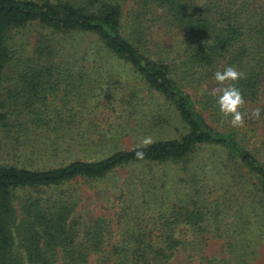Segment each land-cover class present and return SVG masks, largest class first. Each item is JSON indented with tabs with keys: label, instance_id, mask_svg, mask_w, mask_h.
Wrapping results in <instances>:
<instances>
[{
	"label": "trees",
	"instance_id": "1",
	"mask_svg": "<svg viewBox=\"0 0 264 264\" xmlns=\"http://www.w3.org/2000/svg\"><path fill=\"white\" fill-rule=\"evenodd\" d=\"M33 22L50 35L40 33L32 55L17 58L11 37ZM157 28L167 32L170 46L164 56L151 51ZM72 32L91 36L142 81L167 106L179 133L154 138L143 149V160L135 159L136 144L94 160L75 158L49 167L0 163V264H238L234 257L210 258L206 251L207 235L219 234L218 226L207 228L220 214L219 204L230 210L225 200L196 205L176 196L166 212L145 218L131 215L137 206L132 201L115 219L81 218L80 192L73 186L77 179L102 180L128 165L167 163L180 172L176 182L190 180L189 187L202 198L223 188L225 195L244 183L264 219V164L241 138L245 131L264 129V113L258 120L246 115L236 133L237 127L224 122L231 117L220 112L211 79L226 66L237 67L245 73L235 82L246 101L241 111L264 108V0H0V130L12 138L60 137L67 123L54 103L60 84L65 110L71 99L85 100L90 76L66 70V78L54 64L63 39L53 35ZM12 76L20 90L12 87V98H21L24 112L9 119L6 84ZM107 107V114L115 111ZM209 117L224 118L227 129L212 126ZM259 143L264 150V136ZM207 163L216 172L212 183L200 177ZM143 195L138 189L135 199ZM224 245L235 253L229 239Z\"/></svg>",
	"mask_w": 264,
	"mask_h": 264
},
{
	"label": "rangeland",
	"instance_id": "2",
	"mask_svg": "<svg viewBox=\"0 0 264 264\" xmlns=\"http://www.w3.org/2000/svg\"><path fill=\"white\" fill-rule=\"evenodd\" d=\"M40 33L50 35V31L41 29L36 22L14 33L10 46L15 50V57H30ZM52 38L63 39L60 45H56V56L54 54V64L57 65L56 71L59 75L67 78L68 70L81 71L90 76L89 84L84 90L85 100L80 103L71 99L65 110L60 104L64 93V85L60 84V91L54 103L67 117V123H64L63 129L60 130V137L54 141L43 136H34L29 140L14 139L11 132L0 130V163L16 162L41 168L66 163L75 158L94 160L106 156L115 148H129L139 144L145 136L154 139L178 135L176 121L170 118V114L167 115V106L126 66L99 48L91 36L72 32L64 35L54 34ZM153 38L155 40L154 45L150 44L151 51L156 55H167V47L170 45L167 43L165 29L157 28L156 32H153ZM15 79L12 76L6 84V88L11 91L8 93L10 99L6 101V107L11 111L6 115L9 119L15 118V115L17 117L18 111L24 112L19 103L21 98H12L16 92L20 93ZM5 95L7 98V93ZM106 97L111 99V105H107ZM107 106L114 107L115 111H109L107 114V110L111 108L108 109ZM9 110L6 112H10ZM207 120L219 129L226 130L231 125L226 119L225 128L222 120L215 122L211 117ZM239 131L242 129L237 128L236 133ZM263 136L264 129L253 133L245 131L241 136L244 146L262 164L264 150L259 147V142ZM210 165L207 163L202 166L200 177L212 183L217 176ZM241 173L239 177L244 176V172ZM179 177L180 172H177L174 166H167V163L153 166L128 165L115 173H109L102 180L77 179L73 189L80 192L81 218L99 214L115 219L116 213L121 212L120 209L125 204L130 205L132 201L137 206L131 215L145 218L166 212L167 202L175 200L176 196L187 203L193 201L196 205L197 202L205 204L213 199L218 202L225 200L227 207L230 205V210H225L224 206L219 204L220 214L217 219L211 220L207 227L213 231L218 226L215 233H219L213 237L207 235L209 238L206 241L210 242L206 250L208 256L217 259L234 257L235 263L238 264H264V219L250 201L249 188L247 191V186L243 183V186L233 192L232 189L228 190L225 195H221L225 189L223 188L218 193L212 192L207 198H202L189 187L190 180L176 182ZM248 180L252 182L250 178ZM138 189L142 190L144 195L136 200ZM53 191L55 188L48 189L46 193ZM210 214L215 213L212 211ZM227 239L236 245L235 253L226 250L224 241ZM235 255L239 256L235 258Z\"/></svg>",
	"mask_w": 264,
	"mask_h": 264
},
{
	"label": "clouds",
	"instance_id": "3",
	"mask_svg": "<svg viewBox=\"0 0 264 264\" xmlns=\"http://www.w3.org/2000/svg\"><path fill=\"white\" fill-rule=\"evenodd\" d=\"M245 78V73L233 65L224 67L222 71H216L212 74L215 87L212 88L213 94L217 95V104L219 110L225 116H230V123L233 127L242 128L245 126V116L251 119H260L264 113V108L254 107L250 113L241 111L246 104L245 98L235 82ZM154 140L151 136H145L140 140L139 146L134 149L135 159L143 160L145 158L144 148L151 146Z\"/></svg>",
	"mask_w": 264,
	"mask_h": 264
}]
</instances>
